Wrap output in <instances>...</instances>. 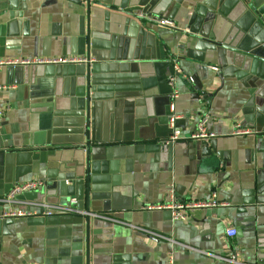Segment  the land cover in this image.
<instances>
[{
	"label": "crops",
	"instance_id": "1",
	"mask_svg": "<svg viewBox=\"0 0 264 264\" xmlns=\"http://www.w3.org/2000/svg\"><path fill=\"white\" fill-rule=\"evenodd\" d=\"M254 20L244 0H0V58H85L0 70V196L37 180L24 198L76 197L172 239L90 219L86 258V218H3L0 204V264H230V253L264 264V53L236 48L242 34L256 40ZM156 74L173 79L183 134L206 116L215 137L164 144L169 93ZM236 124L252 133L233 134ZM212 192L224 204L185 220L143 209Z\"/></svg>",
	"mask_w": 264,
	"mask_h": 264
},
{
	"label": "built area",
	"instance_id": "2",
	"mask_svg": "<svg viewBox=\"0 0 264 264\" xmlns=\"http://www.w3.org/2000/svg\"><path fill=\"white\" fill-rule=\"evenodd\" d=\"M155 22L160 25L171 27L173 23L164 18H155ZM85 60L84 57L80 56H60V57H34V58H0V70L6 66L16 65H29V64H44V63H67V62H78ZM213 70H217V67H212ZM188 82L192 83L193 79L187 76ZM168 84L171 87L168 101V114H167V128L169 130L167 138L164 140L165 145H171L178 140H208L215 137V134L208 132L205 128L207 117L198 119L196 128L188 135H184L183 132L178 128L176 121L179 115L175 109V99L178 97V92L174 89V82L170 76ZM2 110H0V116ZM233 134H251L252 130L249 128L241 127L236 124ZM65 183H69L65 181ZM42 185L41 181H27L23 183L13 184L3 195L0 196V204L6 205L7 207L2 210L1 216L3 218H16V217H31V216H50L53 214H67L80 217L81 219H100L103 221H109L113 223L122 224L124 226L131 227L139 230L145 234L153 235L162 239L172 240L168 236L162 235L158 232L146 229L144 227L120 220L111 214L95 212L84 209L79 206V200L76 197H70L68 202L65 204L52 203L47 201H36L24 198L27 192H36ZM170 200L165 203L159 204H148L143 209H168L170 211L171 220H185L187 218V211L196 208H209L221 206L224 203L219 201L215 192L211 193L210 198L205 201H175L170 196ZM227 237H233L236 234V229L233 227L225 230ZM222 260L230 264H243L240 262L234 253H230L228 256L220 257ZM166 264H174L172 255L168 256Z\"/></svg>",
	"mask_w": 264,
	"mask_h": 264
},
{
	"label": "water",
	"instance_id": "3",
	"mask_svg": "<svg viewBox=\"0 0 264 264\" xmlns=\"http://www.w3.org/2000/svg\"><path fill=\"white\" fill-rule=\"evenodd\" d=\"M245 3L249 6L250 11L255 16V20L253 22V26L248 30L249 34L254 35L256 40L250 39L248 35L242 34L237 42V49H245L252 53L263 54L264 53V0H244ZM255 32V33H254ZM89 58V56H88ZM168 69L170 75L173 74V66L171 63H168ZM156 82L161 88V92H171V87L168 84V79L166 76H159L156 74L155 77ZM158 80V81H157ZM87 85L90 84V71H87ZM163 86L165 88H163ZM94 139V138H93ZM92 142L96 144H100L101 140L97 138L96 140H92ZM94 148L90 147L89 141L86 142V151H85V178L86 183H89L90 173H93L94 161H90L92 154H94ZM81 164V162H80ZM89 210V208L87 209ZM85 225V255L86 258L89 254V230H90V219L86 218L84 220ZM88 260L86 259V262Z\"/></svg>",
	"mask_w": 264,
	"mask_h": 264
}]
</instances>
